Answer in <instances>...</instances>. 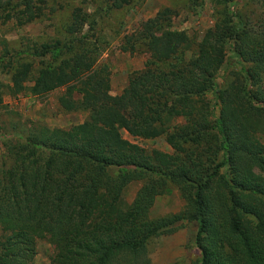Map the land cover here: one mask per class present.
I'll return each mask as SVG.
<instances>
[{"label": "trees", "instance_id": "obj_1", "mask_svg": "<svg viewBox=\"0 0 264 264\" xmlns=\"http://www.w3.org/2000/svg\"><path fill=\"white\" fill-rule=\"evenodd\" d=\"M44 1L0 0V21L31 23ZM168 13L146 20L121 49L142 44L172 69L136 71L116 95L109 67L98 65L99 47L89 32L80 35L87 19L78 10L68 37L28 51L41 59L38 69L24 51L17 54L23 59L14 68V95L63 88L60 106L87 118L9 145L10 162L0 165V264H33L43 239L53 245L54 264H139L151 239L172 235L184 221L197 224L195 264H264V33L228 21L207 31L194 52L185 31L164 29ZM230 41L238 70L217 84L212 72L226 61ZM178 119L184 124L173 125ZM124 131L139 139L166 135L173 154L147 153ZM132 183L140 186L129 201ZM172 188L183 209L152 218L156 199Z\"/></svg>", "mask_w": 264, "mask_h": 264}, {"label": "rangeland", "instance_id": "obj_2", "mask_svg": "<svg viewBox=\"0 0 264 264\" xmlns=\"http://www.w3.org/2000/svg\"><path fill=\"white\" fill-rule=\"evenodd\" d=\"M113 2L114 0H45L36 4L39 16L31 23L19 26L14 20L5 21L4 24L0 21V58L2 56L3 59L0 63V165L4 161L10 162L9 145L20 143V136L42 134L47 129L67 130L83 123L87 118L86 112H70L60 106L58 97L63 88L34 96L29 91L14 95L12 87L14 68L23 59L17 58V54L24 51L25 57L33 61L38 69L41 59L29 56L28 51L32 52V49H37L42 43L56 37H68L66 26L71 21L73 10L80 11L87 19L80 35L89 32L92 37L90 40L95 41L99 47L98 65H107L110 69V95L119 94L127 85L128 78L136 71L148 67L172 69L171 63L153 61L142 44L136 43L135 52L121 49L122 46H127L129 38L141 31L146 20L162 10L169 11L166 21H163L164 29L185 31L191 39V49L194 52L207 31L223 23L227 25L228 21V25H235L240 31L249 29L259 34L264 33V3L260 0H127L120 8L114 7ZM238 16L244 18L247 26L244 21L241 23L238 20ZM87 21L93 23V28H89ZM234 45L235 42L224 45L226 61L212 72L217 84H224L231 77L232 71L238 70L236 60L233 59ZM190 50L186 51L187 57L191 55ZM50 58L51 54L47 53L46 59ZM7 64L10 67H5ZM261 81L260 86L264 88V77ZM25 85L31 86L32 83L27 82ZM256 87L253 86V90ZM207 96L218 115L219 105L211 91ZM183 124L181 119L173 120L175 126ZM169 130L171 133L172 129ZM124 136L138 143L147 153L158 150L173 154L166 135L156 139H139L124 131ZM261 141L264 142V134L261 135ZM139 186L138 183H132L127 187V200L132 201ZM184 204L185 200L172 188L169 194L156 199L151 217L160 218L179 213ZM196 229V222L184 221L183 226L172 235L151 239L146 246V258L139 264H195L200 257L194 244ZM35 243L33 264H54L51 262L53 245L46 239L36 240Z\"/></svg>", "mask_w": 264, "mask_h": 264}]
</instances>
